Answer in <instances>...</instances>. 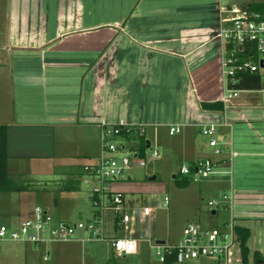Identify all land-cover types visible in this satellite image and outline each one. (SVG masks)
Wrapping results in <instances>:
<instances>
[{
    "label": "crops",
    "instance_id": "0c3cea01",
    "mask_svg": "<svg viewBox=\"0 0 264 264\" xmlns=\"http://www.w3.org/2000/svg\"><path fill=\"white\" fill-rule=\"evenodd\" d=\"M263 2L0 0V123L7 125V170L19 186L3 192L26 191L23 178L49 173L51 188H38L42 207L56 221L77 222L71 216L74 209L90 220L94 208L88 186L98 181L85 166L98 160L103 124L144 125L147 147L159 143L161 156L170 159L175 153L180 162L177 171H172L176 192L164 195L170 198L167 207L177 199L186 200L185 226L194 221L202 228L219 227L205 225L200 200L204 191L215 188L230 193L231 208L220 207L212 214L227 212L222 225L232 220L248 228L249 250L262 257L257 264H264V102L259 95L264 89L242 90L221 112L204 111L200 106L201 102L220 101L224 87L221 50L214 39L218 4L248 8ZM258 14L264 18V11ZM209 122L218 125L220 155L214 154L201 132ZM174 124L182 125L178 136L168 131V139L162 140L163 131ZM124 145L121 153L139 158L137 140L124 141ZM206 157L215 163L214 173L207 177L212 180L194 192L190 188L200 176L195 170L183 175L180 169ZM186 178L190 183L180 185L179 180ZM134 183L130 176L112 183L114 191L124 194L123 210L131 218L127 226L112 219L114 230L108 236L141 239L155 235L157 241L167 242L154 216L134 215V209L147 206H138L134 196H127L128 191L138 193ZM79 200L84 201L82 205ZM27 213L32 215L33 209ZM2 219L13 226L8 210L0 211V223ZM21 244H26L24 264H39L33 245H41ZM83 245L80 241L59 243L51 249L42 245L45 255L49 254L44 260L49 261L53 253L55 264H61L64 254L70 256ZM11 246L0 244V249H15ZM114 255L113 247L103 253L106 264H111Z\"/></svg>",
    "mask_w": 264,
    "mask_h": 264
},
{
    "label": "built area",
    "instance_id": "2783aa9c",
    "mask_svg": "<svg viewBox=\"0 0 264 264\" xmlns=\"http://www.w3.org/2000/svg\"><path fill=\"white\" fill-rule=\"evenodd\" d=\"M232 1V0H227ZM218 26L214 39L218 41L221 50V69L224 79L223 92L219 99L226 105L232 99L239 96L242 91L234 85L239 76L244 73L258 72L264 66V18L251 12L247 7L235 4L223 6L218 4ZM227 124V123H225ZM122 127L130 132L133 127L139 129L140 135L145 134V126L118 123L115 125L103 124L100 136L101 150L97 162L85 166V171L97 179L90 191V201L94 208L93 217L87 221L70 222L56 221L54 216L41 206H36L30 218L19 225L10 226L0 223V242L32 243L36 245H48L80 241H110L115 253L121 255L136 254L139 249V241H146L156 256L165 263L167 255L175 258V264H184L202 258L215 260L216 264H230V250L238 244L236 225L231 220L222 227L202 228L196 222H189L182 232V240L178 244L168 242L161 243L152 235H144L141 239L126 235L109 237L106 234L107 213L112 212L114 223L127 226L130 215L123 210L124 194L114 191V180L125 178L126 171L132 167L133 157L129 153H121L125 148L121 138ZM216 123H207L202 126L201 132L209 140V146L213 148L215 155H220L223 149L219 143V133ZM182 125H170L171 135L180 133ZM149 147H152L149 145ZM137 153V152H136ZM235 154V153H234ZM137 156V155H136ZM161 156L157 146L151 152L152 159ZM140 166H146L145 159L138 158ZM196 171V175L207 178L215 171V163L212 158L206 157L196 161L194 165H182L180 172L190 175ZM225 208L230 209L232 196L226 193L220 199L214 198L208 201L211 207L221 203H227ZM170 198L164 196L161 201L163 207H167ZM134 215L138 217H150L153 208L143 206L134 209ZM118 221V222H117ZM84 235L79 236V232ZM136 242L135 253H129L126 249L130 242ZM121 242L120 250L117 243ZM49 254L45 255V259Z\"/></svg>",
    "mask_w": 264,
    "mask_h": 264
},
{
    "label": "rangeland",
    "instance_id": "374dc122",
    "mask_svg": "<svg viewBox=\"0 0 264 264\" xmlns=\"http://www.w3.org/2000/svg\"><path fill=\"white\" fill-rule=\"evenodd\" d=\"M217 45V43H215ZM260 74L262 75V89H264V67H261L259 70ZM260 98L264 102V91L260 92ZM210 123V122H209ZM169 128L166 131H163V137L168 139ZM178 134H176V137ZM162 145L158 143V149L162 150ZM154 149V145L152 147L146 148L145 154V161L147 163L146 166L139 165V159H134V166L126 171L125 177H131L132 181L136 182L134 192L128 191L127 196L136 198V204L138 206L147 205L153 208L152 216L156 219L157 227L160 230V235L166 234L167 235V242L171 244H178L182 240V232L185 224L186 214L188 212L189 203L186 200L177 199L174 206L171 204L170 207H162L160 205V201L163 200L164 195L167 194H175V185L176 179L173 177L172 171H177L179 167V161L177 155L172 153V158L166 157L162 154L159 159H152L151 152ZM126 152H129L128 146L126 145ZM161 152V151H160ZM130 154V153H129ZM134 157V156H132ZM59 168V167H58ZM56 170H59V169ZM37 174V173H36ZM51 175L49 173H39L37 175H27L29 179L23 178L21 184H27L28 190L26 191H15V192H0V211H9L12 213V221L11 225L16 226L19 225L22 221L30 218L32 215L28 214L27 211L33 209L40 205L43 206V199L41 196V190L38 188L48 185V188H51ZM37 176V177H36ZM156 178V179H155ZM181 179L180 175L177 177ZM34 180V181H33ZM212 178H203L200 177L197 179V182L193 183L192 189L196 192L197 186L201 184H206L210 182ZM124 182V181H123ZM89 189L93 187V185L88 186ZM195 188V189H194ZM85 189V190H84ZM217 189V190H216ZM82 193H85L86 187L82 186ZM81 190V191H82ZM190 190V191H192ZM215 191H204L202 194L201 209H202V216L205 222V225L214 227L219 226L222 227V221L228 218L227 212H222L223 214H219L218 216L212 214V210L218 209L221 207L224 208L227 203H221L218 206L211 207L208 205L209 198H217L220 199L222 197V190L219 188H215ZM178 191V190H177ZM227 195H231L230 193H226ZM204 198V199H203ZM84 202V201H83ZM79 200V203H82ZM92 205V204H91ZM223 205V206H222ZM174 209L173 211L171 209ZM71 216L78 220L87 219L85 217H81L79 213L74 209L72 210ZM109 221L106 223V234L108 235V231L112 232L114 230V223H113V213H107ZM3 224L9 223V220L2 219ZM8 225V224H7ZM149 223H145V227H148ZM222 225V226H221ZM123 229H119L118 232H123ZM162 230V231H161ZM79 236L84 235V232H79ZM113 234V233H112ZM124 234V233H123ZM153 238L157 240V237L154 235ZM97 247L90 248L93 243H98ZM88 241L84 243V247L80 249L74 250V252L68 255H63V259L66 260V256H68V260L64 261L61 259V264H106L107 260L103 256L108 250H111L112 243L110 241ZM63 243V242H62ZM0 244H9L12 245L11 247H15V249L8 248L7 250L0 249V264H24L23 257L25 252V245L21 244L20 242H13V243H4L0 242ZM36 245V244H35ZM54 245H59V243H51L48 244V247L51 249ZM80 245H82L80 243ZM36 252V258L39 260V264H55V254L52 253L50 256L49 261L44 260L45 255V246H34ZM249 248V247H248ZM102 254V255H101ZM264 254H262L263 256ZM113 259L111 260V264H164L162 263L159 258L156 256L155 250L151 249L149 244L144 242H139V249L136 254L132 255H114L112 256ZM262 257L258 252L251 253L250 250L248 251L247 261L241 255L240 244H235L230 250V264H257ZM54 262V263H53ZM191 262V261H189ZM187 264H193L188 263ZM184 263V264H186ZM56 264H60L56 261ZM195 264H211V262L201 259L198 263Z\"/></svg>",
    "mask_w": 264,
    "mask_h": 264
},
{
    "label": "trees",
    "instance_id": "16d2710c",
    "mask_svg": "<svg viewBox=\"0 0 264 264\" xmlns=\"http://www.w3.org/2000/svg\"><path fill=\"white\" fill-rule=\"evenodd\" d=\"M248 9L253 13H261L264 11V2L252 4ZM234 87L245 90V89H261L262 88V75L260 72L254 73H244L239 76L238 82ZM201 108L204 111H217L221 112L224 110V103L222 101L216 102H201ZM121 138L125 141L137 140L138 141V156L144 159L146 154L147 142L144 135H140L139 129L133 127L130 132L126 131L125 127H122ZM8 152H7V125L0 123V192L3 191H13L19 189V186L11 179L8 170ZM191 179L186 178L184 180H179V184L182 186H187ZM118 222V221H117ZM236 233L238 237V243L240 244L241 255L245 261H247L248 255V239L250 237V231L246 227L236 226ZM164 264H175V258L172 255H167Z\"/></svg>",
    "mask_w": 264,
    "mask_h": 264
},
{
    "label": "clouds",
    "instance_id": "9594fccd",
    "mask_svg": "<svg viewBox=\"0 0 264 264\" xmlns=\"http://www.w3.org/2000/svg\"><path fill=\"white\" fill-rule=\"evenodd\" d=\"M121 247V242L117 243V250L119 251ZM130 254L135 253L136 251V242L132 241L128 244L127 249H126Z\"/></svg>",
    "mask_w": 264,
    "mask_h": 264
},
{
    "label": "water",
    "instance_id": "95a60500",
    "mask_svg": "<svg viewBox=\"0 0 264 264\" xmlns=\"http://www.w3.org/2000/svg\"><path fill=\"white\" fill-rule=\"evenodd\" d=\"M262 67H264V66H262Z\"/></svg>",
    "mask_w": 264,
    "mask_h": 264
}]
</instances>
